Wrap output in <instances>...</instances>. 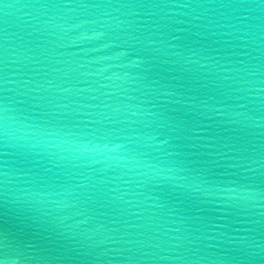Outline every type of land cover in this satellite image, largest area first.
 Instances as JSON below:
<instances>
[{"label":"water","instance_id":"obj_1","mask_svg":"<svg viewBox=\"0 0 264 264\" xmlns=\"http://www.w3.org/2000/svg\"><path fill=\"white\" fill-rule=\"evenodd\" d=\"M0 264H264V0H0Z\"/></svg>","mask_w":264,"mask_h":264}]
</instances>
